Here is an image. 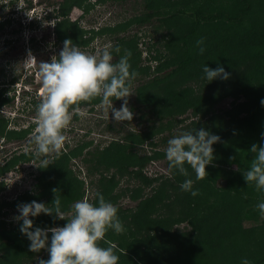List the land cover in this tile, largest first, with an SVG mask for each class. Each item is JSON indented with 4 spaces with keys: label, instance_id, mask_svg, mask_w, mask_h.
<instances>
[{
    "label": "trees",
    "instance_id": "trees-1",
    "mask_svg": "<svg viewBox=\"0 0 264 264\" xmlns=\"http://www.w3.org/2000/svg\"><path fill=\"white\" fill-rule=\"evenodd\" d=\"M95 1L105 3L126 0ZM144 2L145 8L141 14L131 16L122 24L113 27L107 25L98 30L99 33L116 34L112 46L119 45L121 50L119 53L113 51L114 63L124 55L125 49L131 50V66L139 73L135 79L139 81L135 89V99L141 105L138 115L144 118L146 114H150L153 122H159L157 127L148 126L146 130L130 129L122 138L112 140L107 146L99 150L95 149L82 158L87 163L88 176L97 175L94 203L97 202L96 194L98 192L103 194L106 200L118 207V215L126 229L119 234L110 229L105 234V239L99 243L105 247L109 243L116 245L119 254L118 264H144L141 262L145 261L146 264H223L224 262L241 264L243 256L237 252V246L239 245L241 250L242 243L245 246L244 252L252 264H264V252L258 254V250L252 252L249 250L250 245L255 242V237L250 241L251 237L253 239L252 233L240 226L243 220H257L259 210L256 205L264 199V193L257 191L251 183L247 185L243 176L244 170L255 155L250 151L251 146L264 144V138L261 136L264 132V106L261 105V99L264 98V0H229L227 4H220L218 8L213 2L206 4L203 0L202 2L144 0ZM193 3L194 5H191ZM93 5L92 0H62L58 1V6H54L55 33L57 40H61L63 46L66 39H70L76 45L87 44L89 38L83 39L84 30L75 21H70L68 15L73 6H78L83 12H87ZM169 9L173 10L169 11ZM152 19L157 21L154 28H164V30L160 32L159 40H149L146 44L143 58L146 64H143L140 59L142 52L137 48L138 42L135 37L129 39L125 35L118 36L117 33L127 30L132 24H145ZM221 21L232 30L229 29L230 32L226 33L218 29L219 27L213 30L215 37L211 38L212 44L208 46L210 52L205 51L201 54L194 43L196 34L203 24L216 23L219 26ZM217 35L221 36L222 40ZM227 50L228 56L225 61L219 64L210 63L216 52ZM150 62L154 64L151 66ZM205 64L212 68L222 65L230 73L229 78L225 80V87H228L229 94L241 95L244 98L246 114L233 117L232 111L229 110L226 112L227 116L223 118L224 116H219L214 110L217 94L208 90L197 91L189 86L190 81L204 79L202 69ZM151 72L157 74L150 76ZM15 78L11 76L9 80L0 83V105L8 102L6 97L8 85ZM98 100L99 97L80 101L78 107L92 106ZM40 101L41 99L31 96L27 102L36 107ZM76 107L77 105H73L70 110ZM185 109H190L196 117L190 125L180 128L182 132L204 128L221 138L213 145V161L217 166L212 168L209 166V169L213 173L211 175L213 178L223 179L219 195L224 192L223 194L228 197L224 199L216 213L206 216H203L200 210L192 211L196 203L205 200L203 194L199 192L198 195L192 196L189 192L181 190L180 184L186 177L175 170H169V175H148L144 169L148 161L166 156L165 148L159 149L165 141L162 133L166 130L171 133L172 128L180 126L176 124H180L184 119H175L174 116ZM31 131V126L10 128L7 119L0 116L1 139H21ZM34 133L31 132L32 135L27 143L31 150L5 158L0 165V173L8 170L20 159L30 157L37 159L40 163L37 166L39 172L35 175V186L42 187L40 194L44 195L45 199L40 201V198L37 200V196L33 197L26 193L14 202L5 200L3 205L17 207L21 202H31L35 199L38 202L51 204L56 194L53 192L55 188L59 190L58 194L61 196L62 211H67L71 208V202L83 197L84 190L82 183L76 181L71 169H66L65 165L70 154L63 149L59 157L53 153L51 158L48 157L52 163L47 168H42L45 156H38L35 152V145L31 143ZM144 145L148 146L152 153L139 154L137 150H133L135 146ZM71 154L75 155L74 152ZM167 163L169 166L168 161ZM185 167L188 170L191 168L187 164ZM189 176L195 179V175L190 172ZM240 177L244 180L243 187H239ZM205 179L196 181L193 187L199 189ZM122 180L125 181V187L121 189ZM131 182L137 184L130 188ZM146 189L149 190L148 195L142 196ZM239 190L244 193L238 195ZM246 190L252 195L257 194L256 198L250 201L245 195ZM181 192L182 196L179 194ZM122 196L136 200L134 207L123 208L117 205ZM175 199L181 205L189 206L186 216L183 214L182 218H189L197 230L196 243L193 244L192 240H181L179 245H175L177 248L172 247L170 253L164 257L161 253H153L150 249L154 245L159 247L162 244L155 239V236H163L162 234L178 221L177 218H173V214L162 218L158 212L161 206H166L172 212L173 206L170 205ZM1 207L2 202L0 215L3 212ZM54 215L55 213L52 215L41 213L36 217L38 220L34 221V224L41 227L63 226L67 222L66 218L53 219ZM3 222L1 218L0 249H5L6 253L11 254L16 264H20L22 257L27 262L31 260L30 264H39L40 259L49 258L47 250L41 249L38 253L29 250L30 241L21 233L20 226L16 230H10L3 228ZM176 250L180 252L177 253ZM44 251L46 254L43 253ZM135 259L139 262L136 263Z\"/></svg>",
    "mask_w": 264,
    "mask_h": 264
},
{
    "label": "rangeland",
    "instance_id": "rangeland-1",
    "mask_svg": "<svg viewBox=\"0 0 264 264\" xmlns=\"http://www.w3.org/2000/svg\"><path fill=\"white\" fill-rule=\"evenodd\" d=\"M58 1L62 0H44V3L52 2L51 4L56 6ZM92 1L94 2V5L87 12H82L81 8L73 6L70 11L71 15L68 16L70 21H75L79 27L84 30L83 39L89 38L86 45L77 46L82 51L91 54L101 52L106 45H112L114 43L116 34L109 32L99 33L98 30L107 25L113 27L116 26V24H122L123 21L127 20L131 16L141 14L145 8L144 0H126L123 2L108 1L105 3L96 2L95 0ZM210 1L216 4V8H218L220 4H227L229 0H203L206 4H209ZM25 2L26 1L24 0H16L15 5H23ZM40 2L42 5L44 4L43 0ZM199 2H202V0H199ZM191 5H194V3ZM8 10V7L4 8V10H2V8L0 9L3 15L7 14ZM171 10L173 9H169V11ZM214 10L215 9H213V11ZM20 18L24 21V24L23 22L17 23ZM249 18H247V21ZM36 20H40V22L35 26V29L30 30L27 28L28 25L25 24L27 23L26 19H24L22 15L20 17H11V20H7L9 23L7 22L5 27L2 26L0 31V83L2 81L5 82L9 80L11 76L16 77L14 80L15 82L8 85V91L6 93L8 102H4L0 105V116L2 115L7 119L8 127L19 128L20 126H31V132H35L37 128V114L36 107L27 101L31 96H35L37 99L43 98V85L39 75V64L41 61H50L51 57L53 55H58L60 50L63 48L62 41L57 40L56 37L54 26L55 21L53 24V22H51L53 20L43 21V19H40L39 17L36 18ZM156 24L157 21L152 19V21L145 24H132L127 28V30L119 32V34L117 33L118 36L125 35L129 39L131 37H135L138 42L137 48L142 52L140 59L143 64H146L143 59L145 56L146 44L149 40H159L160 32L164 30V28H154V25ZM227 26L228 25H225L224 21H221L219 26H217L216 23L203 24L194 38V43L200 37H206L205 51L210 52L208 46L212 44L211 38L215 37L213 35L215 33L213 30L215 31L217 27H219L218 29L225 31V33L227 31L230 32L232 29L229 28V30ZM14 31H18L19 33H14ZM52 32H54V35H52ZM217 36L222 40L221 36ZM7 40L11 43L7 44L4 42ZM196 49L198 50V48ZM29 51H31L32 55L34 52L41 54L33 59H27ZM227 56L228 50L226 52H216L214 59H212L210 63L219 64L221 61H225ZM114 58L115 56L113 54V62ZM207 62L208 61L206 60L205 63ZM150 64L152 66L154 63L150 62ZM150 69H152V67H150ZM152 73L153 72L150 73V76L157 74ZM138 83L139 81H133L131 89L133 93L127 98L128 105L133 112V119L131 121H115L112 118L111 110L108 114V110H106L105 106L102 105L99 98L98 102L92 106H79V111L83 113V115L74 114L69 126L64 130L66 141L63 150L70 154L69 158H67V164L65 165L66 169H71L76 177V181H80L82 183V188L84 189L83 197L78 198L75 201L85 197L93 203L95 200L97 175L88 176L87 163L82 160L83 156H88V153L95 149H102L112 140L122 138V136L130 129L146 130L148 129V126L157 127L159 125L158 121L153 122L151 119L152 115L150 114H146L144 118L138 115L141 107L139 101L135 99V89L136 86H138ZM225 83V79L216 78L211 82H207L206 79H203L196 82L190 81L188 84L189 86L197 89V91L208 90L210 93L217 94L218 99L215 102L214 110L219 114V116H224L223 118H225L227 116L226 112L229 110L232 111L231 115L233 117L243 116L246 114L244 109V98L241 95L233 96L232 94H229L227 90L228 87H225ZM122 102L123 98L114 99L113 105L114 107L119 108ZM146 111H144L143 114H145ZM195 117L196 115L192 113L190 109H185L183 112L176 113L174 116L175 119L183 118L184 120L180 122V124H176L180 126L172 128L173 131L171 133L167 130L163 132L164 134L162 133L165 141L164 145L160 146L159 149L166 148L167 141L172 136L181 133L182 130L180 128L190 125L191 122L195 120ZM140 121H142L141 124L139 123ZM31 132L21 139L13 138L6 140L0 138V165H2L5 158H11L14 154L17 155L21 152L31 150V148L27 145L28 140L32 135ZM133 150H137L139 154L152 153L151 149L145 145L143 147L135 146L133 147ZM125 151L127 152V149ZM71 152H74L75 155H72ZM52 154H49L48 157L51 158ZM3 156L5 157L3 158ZM39 163L40 162L37 159L32 157L29 159H20L8 170L0 173V204L2 202L1 211H3L2 215H0V219L2 218L4 221L2 223L3 228L16 230L17 227L20 226V221L15 219V216L18 214L17 207L4 206L3 202L5 200L14 202L15 200H18L21 195H25L26 193H29L33 197L37 196V200L40 198V201L45 199L44 195L40 194L42 187L35 186V175L39 172L37 170ZM209 166L212 168L217 165L213 161L212 164L206 166L208 176H205V178L207 181L205 179L202 181V185L199 186V192L203 194L205 200L196 203L194 205V209L192 210H200L203 216L216 213L218 208L222 206L224 199L226 200V197H228L223 194L224 192L221 196L219 195V188L223 185V179L213 178L211 176L213 173L210 171ZM233 168H235V165ZM144 169L145 173L148 175H169V166L166 156L154 158L148 161ZM188 171L195 175L194 170L191 168ZM135 184L137 183L131 182L129 185L130 188ZM120 185L121 189L124 188L125 181L122 180ZM251 185L252 187L255 186L254 183H251ZM243 186L244 180L240 177L239 187ZM117 190H119V188ZM148 193L149 190L146 189L144 193H142V196H147ZM243 193L244 192L241 190L238 191V195ZM179 194L181 196L183 195L182 192ZM245 195L250 201L254 200L257 196V194L252 195L248 190L245 191ZM75 201L71 202V205ZM136 202V200H130L128 196H122L118 200L117 205L119 204L123 208H132ZM170 206H173L172 212H170L166 206L159 207L158 212L160 216H162V218H166V216H171L173 214V218H177L178 221L173 223V225H171V227L162 234L163 236L156 235L155 239L162 244L159 247L154 245L150 249L153 253H161L164 257L170 253L172 247L179 245L181 240H192L193 244L196 243L195 237L197 230L193 227L189 218H182L183 214L186 216L189 206L186 204L181 205V203L176 199ZM64 212L70 217L72 214V208H68L67 211ZM32 219L34 221L38 220L36 217ZM34 226L36 225L34 224ZM240 226L242 229H247L248 232L252 233L253 239L251 237L250 241L254 240L255 237V242L250 245V252L256 250H258V254L264 252V217H261L259 214L257 220L255 221L243 220ZM47 227L55 226L53 225ZM165 233H167L166 236L164 235ZM49 236H51V233H49ZM142 249L146 250L145 247H142ZM4 250L5 249H0V264H16V261L12 259L13 257L11 254L6 253ZM244 251L245 246L243 243L241 250L239 249V245L237 246V252H239L243 257H247L246 252ZM176 252L179 253L180 251L176 250ZM43 253L46 254V251ZM34 255L37 256L36 254ZM28 261L31 263V260ZM19 262L20 264L23 262L24 264H30L24 259V257H22V260ZM135 262L138 263L139 260L135 259ZM141 263L146 264V261ZM223 264L228 263L224 262Z\"/></svg>",
    "mask_w": 264,
    "mask_h": 264
},
{
    "label": "clouds",
    "instance_id": "clouds-1",
    "mask_svg": "<svg viewBox=\"0 0 264 264\" xmlns=\"http://www.w3.org/2000/svg\"><path fill=\"white\" fill-rule=\"evenodd\" d=\"M205 40L206 37L202 36L195 42L201 54L205 52ZM120 50L119 45L113 47L109 44L101 52L91 54L66 39L58 55H53L50 61L40 62L43 98L36 105L37 128L31 143L35 145L38 156H45L42 168H47L52 163L48 159L49 154L54 153L56 157L61 154L66 141L64 130L74 114L83 115L78 108L80 101L99 97L108 114L111 110L115 121L133 119L127 98L133 93L132 84L139 73L131 66L132 52L129 49L124 50V55L120 56L118 62H113V51L119 53ZM33 58L35 57L29 51L27 59ZM202 71L207 82L216 78L226 80L230 76L222 65L212 68L205 64ZM121 98V106L114 107L113 100ZM73 105L77 107L70 110ZM261 105L264 106V98L261 99ZM261 136L264 138V132ZM220 139L219 135L204 128H195L174 135L167 141L165 155L169 170H175L186 177L180 184L182 191L189 192L192 196L198 195L199 189L193 186L196 181L208 176L206 166L213 162V145ZM250 151L255 155L243 176L247 185L254 183L256 190L264 193V144H253ZM186 164L194 170L195 179L189 176ZM53 192L56 194L51 204L32 200L17 205L18 214L15 219L22 221L20 231L30 241L29 250L38 253L41 249H46L49 254V258L40 259L39 264H118L116 245L109 243L105 247L99 243L105 239V234L110 229L117 234L126 230L118 215V207L98 192L95 203L86 197L75 201L71 205L72 214L69 217L62 211L59 190L54 188ZM256 207L261 217H264V199ZM41 213H55L53 219L66 218L67 222L55 227L34 226L32 218ZM241 264H252V261L243 257Z\"/></svg>",
    "mask_w": 264,
    "mask_h": 264
},
{
    "label": "flooded vegetation",
    "instance_id": "flooded-vegetation-1",
    "mask_svg": "<svg viewBox=\"0 0 264 264\" xmlns=\"http://www.w3.org/2000/svg\"><path fill=\"white\" fill-rule=\"evenodd\" d=\"M15 1L16 0H0V9L2 8V10H4V8H7L8 7V13L7 14H2V12L0 11V31H1V27H5V24H7V20H11V17H20L22 15V17L24 19H26V22L25 23L27 26L28 29L32 30V29H35V24L38 25V23L40 22V20H36V18H40V19H43V21H51L53 22L54 24V21H55V18H54V4L52 5L51 3L49 2H45L44 3V0H43V5L42 3L40 2L41 0H24L26 1L25 4H18V5H15ZM47 1V0H46ZM45 4H48V5H45ZM58 6V3H56ZM50 7V8H49ZM23 12V13H21ZM42 13V15H41ZM23 22L24 24V21H22V19L20 18V20H18L17 23H21ZM9 23V22H8ZM31 24H34L33 26H31ZM24 27V26H23ZM14 33H19L18 31H14ZM54 32H52V35H53ZM6 37H7V34H6ZM17 39V37H16ZM15 39V40H16ZM5 43L9 44L11 43L9 40L7 41H4ZM4 44V43H2ZM15 46V45H13ZM41 53H36L34 52L33 53V56L34 57H37L38 55H40ZM35 72V71H34Z\"/></svg>",
    "mask_w": 264,
    "mask_h": 264
}]
</instances>
